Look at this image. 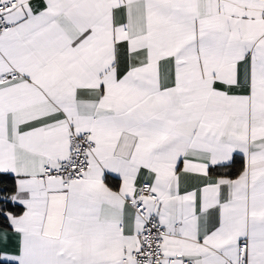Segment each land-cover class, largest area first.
Instances as JSON below:
<instances>
[{
	"label": "snow or ice",
	"instance_id": "1",
	"mask_svg": "<svg viewBox=\"0 0 264 264\" xmlns=\"http://www.w3.org/2000/svg\"><path fill=\"white\" fill-rule=\"evenodd\" d=\"M0 264H264V0H0Z\"/></svg>",
	"mask_w": 264,
	"mask_h": 264
}]
</instances>
